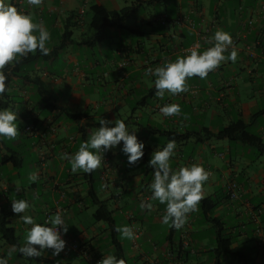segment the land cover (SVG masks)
<instances>
[{"label": "crops", "instance_id": "obj_1", "mask_svg": "<svg viewBox=\"0 0 264 264\" xmlns=\"http://www.w3.org/2000/svg\"><path fill=\"white\" fill-rule=\"evenodd\" d=\"M120 1L43 0L40 6H32L27 0H6L53 30L47 45L51 49L49 55L37 51L29 54L27 61L21 59L4 70L7 91L1 98L11 101L8 108L12 111H25L23 120L30 121L26 127L30 126L32 133L21 127L15 140L0 137V206L10 213L9 226L17 238L14 246L0 238V258L7 259L8 264H33L18 251L31 225L24 224L13 213L14 199L30 204L21 215L32 216L36 223L45 224L59 211L68 225L67 233L61 229L65 249L58 256H53L52 250L41 256L52 262L49 264H93L97 258L112 255L110 225L93 219L96 205L92 199L97 197L111 211L115 228V213H119L124 225L132 227L136 234L137 238L130 240L127 254L126 243L116 234L129 264H172L171 254L178 255L183 264H213L212 225L194 212L181 229L169 227L162 223L165 205L150 201L149 185L154 174L149 161L152 153L163 149L170 140L162 132L174 131L196 132L202 138L176 142L170 164L173 170L200 164L211 173L204 186L205 197L224 195L226 198L214 217L225 223L231 249L247 260L236 259V264H264V232L257 233L264 228V155L246 144L210 137L241 121L264 143V0H238L236 20H229L233 12L221 10L219 3L213 5L212 0L209 16L200 0H124V4L136 1L141 5L132 15L133 22L125 21L123 29L110 28L108 39L102 43L90 47L82 44L93 33L91 16L85 17L87 7L102 4L118 10ZM71 2H78L76 10L71 9ZM153 6H159L160 11H145V7ZM244 9L245 15H241ZM66 26L72 30L70 42L59 48ZM218 29L231 34L238 52L237 61L222 64L206 79L190 78L188 92L166 93L163 99L157 97L155 78L145 75L146 69L186 55L183 50L193 44H199L201 52L206 50L212 46L208 41ZM112 45L116 46L115 53L105 64L94 61L82 69L83 51L98 47L105 53ZM250 50L254 57L249 56ZM110 63L116 67L115 71L104 70ZM59 65L66 70L58 73L54 67ZM97 67L103 70L101 76L95 70ZM70 72L76 78L69 76ZM87 73L96 77L88 78ZM105 74L114 78L106 81ZM16 98L21 99L19 104ZM170 103L181 106V116H163L160 108ZM69 114L81 117L76 120ZM184 114L189 118L184 119ZM101 118L124 120L130 134H135L145 145L143 157L130 165L121 142L103 153L102 165L95 172L72 173L69 162L61 159L62 154H74L80 143L100 127ZM16 147L21 150H15ZM32 172L38 174L36 182L28 179ZM232 181L239 188L236 200H230L227 195V185ZM142 201L152 202L154 210H141ZM155 234L159 235L158 239L153 238ZM186 236L190 241L187 247L180 241ZM72 244L78 248L74 249ZM14 247L17 250L9 257L8 252ZM222 264L234 263L223 260Z\"/></svg>", "mask_w": 264, "mask_h": 264}, {"label": "clouds", "instance_id": "obj_2", "mask_svg": "<svg viewBox=\"0 0 264 264\" xmlns=\"http://www.w3.org/2000/svg\"><path fill=\"white\" fill-rule=\"evenodd\" d=\"M27 3L40 6L43 0H27ZM50 40L51 33L42 22H36L32 14L18 10L16 6L6 3V0H0V97L7 91L8 78L4 70L37 51L49 55L51 49L47 45ZM208 43L212 46L202 52L197 44L188 49L186 55L178 56L174 61H165L155 68L146 69L145 75L155 78L153 83L157 97L163 99L166 93L178 95L188 92L190 78L206 79L210 72L216 71L222 64L237 61L238 52L230 33L218 29ZM160 112L165 117L181 116L182 109L179 104L170 103L162 106ZM183 118L189 117L184 114ZM112 123L114 126L110 127ZM99 125L86 141L80 143L74 154H62L61 159L69 162L72 173L95 172L102 165L103 153L121 142L122 151L130 165L136 164L143 157L145 145L138 141L135 134H130L124 120L107 121L101 118ZM19 135L17 112L9 108L0 110V137L15 140ZM176 147L175 139H171L163 149L152 153L149 166L154 169V177L149 187L152 193L150 201L165 205L162 223L179 230L187 223L191 213L199 211L205 198L204 186L211 173L203 165L195 163L173 170L170 160ZM28 179L36 182L39 177L36 172H32ZM11 206L13 213L18 214L24 224L31 225L26 232L25 243L18 249L20 254L28 258H39L45 251L52 250V255L58 256L65 249L66 242L62 239L61 229L67 233L68 225L59 211L50 216L45 224H40L30 215H21L30 208L26 200L14 199ZM139 207L149 212L154 210L152 202L142 201ZM115 231L120 233L121 239L137 238L133 228L128 225L117 226ZM16 250L14 247L8 256L11 257ZM0 264H8L7 259L0 258ZM99 264H126V261L110 254L103 257Z\"/></svg>", "mask_w": 264, "mask_h": 264}, {"label": "trees", "instance_id": "obj_3", "mask_svg": "<svg viewBox=\"0 0 264 264\" xmlns=\"http://www.w3.org/2000/svg\"><path fill=\"white\" fill-rule=\"evenodd\" d=\"M157 1L162 2L165 0H157ZM140 6L141 5L138 4V2L133 1L130 2L129 5H126L118 10H110L102 4H93L89 8L91 14L90 27L93 30V33L88 39L84 40L82 44L90 47L95 44L102 43L108 39L110 28H115V29L126 28L124 25L125 21L131 15L135 14ZM71 35H72V30L69 29L68 26H66L64 32L60 37L59 48L65 47L70 42ZM28 59L29 58L27 57L22 60L27 61ZM10 104L11 101L8 98L0 97V110L10 107ZM49 106L54 107V109L59 108L58 106H54V105H49ZM69 116L72 119H76V120L81 117L80 114H69ZM162 133L166 135L170 140L175 139L176 142L185 141L190 139L191 137L202 140V138H200V136L196 132H187L185 134H179L174 131H163ZM210 137H214L220 140H228L231 142H240L252 147L260 154L264 155V143L262 142L261 138L257 135L251 134L248 131V125L243 124L241 121L233 125L224 127L223 129L219 130L217 133L211 134ZM150 170L154 174V169L152 167H150ZM230 183L227 185V191H228L227 195L228 198L232 200L229 196ZM225 199L226 198L224 195L220 197H218L217 195L214 197L206 196L199 206V212L201 215L200 219L203 222L210 223L213 227V237L215 244V248L212 254L213 264H222L225 257H229L232 260L238 259L239 261H247L246 258H239L241 256V253L231 249L228 243L229 235L228 233H226L225 223L222 222L219 218L214 217L215 211L218 209L219 205ZM92 202L94 205H96V209L93 213V219L95 221L104 220L111 227L112 230L111 241L113 246L112 255H115L118 259H124L126 261V264H129L126 257L124 256V252L121 247V244L116 239L117 232L115 231L114 220L112 218L111 211L108 210L105 202L100 201L97 197H93ZM9 216L10 213L6 212L5 209L2 206H0V238L6 244L14 246L17 244V238L15 236L14 230L9 226V222H8ZM184 239H186V241L188 242L187 246H189L190 244L189 237L186 236L180 238V241L183 242ZM173 258H174V262L172 263L177 262L183 264L180 260H178L179 259L178 255L174 256L173 254H171L170 260H173ZM29 261L33 264L52 263L43 260L41 257L29 258Z\"/></svg>", "mask_w": 264, "mask_h": 264}, {"label": "rangeland", "instance_id": "obj_4", "mask_svg": "<svg viewBox=\"0 0 264 264\" xmlns=\"http://www.w3.org/2000/svg\"><path fill=\"white\" fill-rule=\"evenodd\" d=\"M202 3H203V5H204V7H205V9L207 10V12H206V16L209 14V12H210V9H211V6H212V4L210 5V0H200ZM213 2H214V4L213 5H215L216 3H219V7H220V9L221 10H226V11H228V12H230V13H232L231 15H230V18H229V20H233V19H235L236 20V9H238V7H239V2H238V0H230V1H223V0H212ZM220 1V2H219ZM244 1H251V0H244ZM130 3V2H129ZM129 3L128 4H124V0H121L120 1V6L119 7H124V6H126V5H129ZM70 5H71V9L72 10H76V8H77V6H78V2H74L73 4H72V2L70 3ZM160 7H163V4H160L159 5ZM159 6H157V7H145V11L146 12H148V11H150V12H152V13H158V11H160V9L161 8H159ZM243 6V5H242ZM245 9L243 10V12L241 13V15H245ZM90 16H91V14H90V11H89V6L87 7V9H86V15H85V17H87V18H90ZM209 16V15H208ZM133 19H134V17L131 15L127 20H126V22L127 23H131V22H133ZM88 29H89V27H87ZM52 28H48V31L49 32H52ZM90 30V29H89ZM104 46H106V45H104ZM115 48H116V46H111V50L110 51H108V52H103V53H101L100 51H99V48L97 47V48H95L94 50H87L86 49V51H83L82 53H81V59L82 60H84L83 61V63L84 64H82V69H84V67H83V65H85V64H89L90 62H94V61H98L99 63H100V65H102V64H105L109 59H110V57H111V55L112 54H114L115 53ZM93 58H94V60H93ZM111 61V60H110ZM54 63V65L56 64V62H53ZM65 67V66H64ZM55 69H58V73H60V72H63L64 71V69L66 70V68H63V66H55L54 67ZM70 68V67H69ZM96 72H97V74L98 75H102V74H100V73H103V70L101 69V67H97L96 69ZM104 70L105 71H108V70H113V71H115L116 70V67H114L111 63H110V65H108V67H106V68H104ZM71 72L69 73V76H71ZM88 74V73H87ZM65 75V74H64ZM66 76V75H65ZM65 76H63L64 78H65ZM72 77V76H71ZM86 77H88V78H91V77H93V78H95L96 77V74H93V73H91V74H88ZM114 77L115 78H117L118 77V75L116 74V72H115V75H114ZM114 77H111V76H107L106 74H105V76H104V78H106V81H107V78H109V80H112L111 78H114ZM72 78H76V76L75 77H72ZM82 90H85V89H82ZM15 102L17 103V104H19L20 102H21V99L20 98H16L15 99ZM25 115V111L23 110V109H20V112H18L17 113V124H18V128L20 129L21 127H23V128H25L26 127V122H29V124H30V121H26V120H23V116ZM41 118H43V115L41 116ZM70 122H74L73 120H71ZM252 132L254 131V129H252L251 130ZM30 133V132H29ZM31 133H32V131H31ZM202 135H203V133H202ZM15 150H18V151H20L21 150V148H19V147H16L15 148ZM214 180H215V176H214ZM116 214V222H117V226H124V223H125V221L124 220H121V219H123L122 218V216H120V214L119 213H115ZM196 214H197V216H199V217H201V215H200V212L199 211H197L196 212ZM120 218V219H119ZM122 222V224H121V222ZM124 221V222H123ZM145 226L146 227H148L146 224H145ZM151 234H153V232L151 233ZM118 237H119V239H121V237H120V233H118ZM153 238L154 239H158L159 238V235H157L156 236V234L155 235H153ZM122 241H124L125 243H126V246H124V252H125V254H127L128 252H129V248L131 247V243H130V240L129 239H121ZM140 243V242H139ZM212 243V242H211ZM99 245H101V244H99ZM208 245H211V244H208ZM145 247H148V245L146 246L145 245ZM152 247V246H151ZM150 247V248H151ZM147 251V250H146ZM149 251V250H148ZM224 262H228V263H230V262H233L234 264H236V260H231V259H226V257L224 258Z\"/></svg>", "mask_w": 264, "mask_h": 264}, {"label": "built area", "instance_id": "obj_5", "mask_svg": "<svg viewBox=\"0 0 264 264\" xmlns=\"http://www.w3.org/2000/svg\"><path fill=\"white\" fill-rule=\"evenodd\" d=\"M80 11L81 12H83V6H81V8H80ZM249 24L251 23V21H249L248 22ZM195 45H197V44H193L190 48H192V47H194ZM190 48H188V49H190ZM188 49H186V50H183V53H186L187 54V50ZM249 56L250 57H254V54L251 52V50L249 51ZM31 131V127L30 126H27L26 128H25V132H30ZM238 185L236 184V183H234V182H231L230 183V185H229V190H230V198L232 199V200H235V199H237L238 197H239V193H238ZM48 220V219H47ZM46 220V221H47ZM48 226H50V225H48ZM262 232H264V228L263 229H260V230H258L257 231V233L258 234H261ZM182 244L184 245V246H187L188 245V242L186 241V239H184L183 240V242H182ZM72 247L74 248V249H77L78 247H77V245L76 244H72ZM100 260H102L101 258H97V259H95L94 261H93V264H99V261ZM174 262V261H173ZM172 264H180V263H172Z\"/></svg>", "mask_w": 264, "mask_h": 264}]
</instances>
